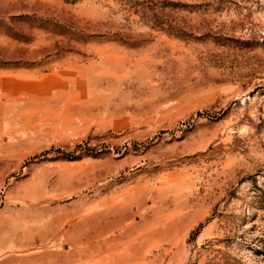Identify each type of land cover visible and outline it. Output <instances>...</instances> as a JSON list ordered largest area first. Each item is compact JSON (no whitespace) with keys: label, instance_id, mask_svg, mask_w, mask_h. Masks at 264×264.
<instances>
[{"label":"rangeland","instance_id":"374dc122","mask_svg":"<svg viewBox=\"0 0 264 264\" xmlns=\"http://www.w3.org/2000/svg\"><path fill=\"white\" fill-rule=\"evenodd\" d=\"M0 264H264V0H0Z\"/></svg>","mask_w":264,"mask_h":264}]
</instances>
